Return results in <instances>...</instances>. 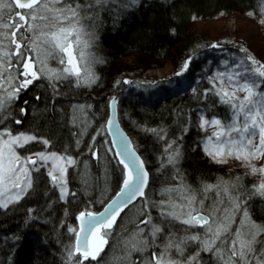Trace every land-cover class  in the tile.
I'll return each instance as SVG.
<instances>
[{
  "label": "trees",
  "instance_id": "trees-1",
  "mask_svg": "<svg viewBox=\"0 0 264 264\" xmlns=\"http://www.w3.org/2000/svg\"><path fill=\"white\" fill-rule=\"evenodd\" d=\"M259 1L138 0L128 8L109 4L110 10L99 9L90 13L98 80L90 86H78L77 82L68 79L55 84V89L49 81L37 80L21 91L18 99H13L7 111L0 113L5 121L0 129L6 128L13 133L28 132L37 137V140L20 147L21 154L54 152L75 161L67 169L65 198L61 199V192L48 176L49 171L41 166L30 172L31 187L20 192L19 199L0 202V264H77L76 258L69 260L67 256L75 241L77 212L99 209L121 185L123 167L113 150L106 172L92 159L89 145L93 151L96 149L92 138L95 127L81 137L73 126L71 107L75 102L93 104L96 111H92V116L97 119V110L103 106L105 123L109 107L104 100L113 95L117 97L118 117L146 161L150 183L151 175H154L152 168L159 159L165 163L162 165L164 175L170 176L174 171L173 176L178 175L191 187H201L218 179L234 181L235 189L240 191L252 187L253 180L248 171L237 167L230 169L206 154L203 143L207 132L197 125L196 120L201 112L222 119H228L232 114L230 106L222 103L216 94L222 90L210 78V65L220 66L231 51L260 61L248 48L231 40L215 44L195 25L197 21L251 12L262 18L264 14L259 13ZM166 64L172 66L170 74L158 77L157 73H150ZM185 81L188 83L184 84ZM190 83L194 84L193 88L189 87ZM149 84L153 88L145 94L128 89ZM16 120L21 123L16 124ZM42 140L48 143L38 142ZM106 140L111 148L107 133ZM169 145L181 154L176 168L169 167L164 158ZM86 161L91 164L93 172L89 166L87 169ZM106 181L111 184L107 189ZM262 203L255 201L252 205L264 222ZM151 211L154 218L160 219L155 211ZM183 228L176 223L173 230H180L177 234L181 235ZM157 242L161 246L165 243L159 237ZM161 246L155 243L151 251H159Z\"/></svg>",
  "mask_w": 264,
  "mask_h": 264
},
{
  "label": "snow or ice",
  "instance_id": "snow-or-ice-1",
  "mask_svg": "<svg viewBox=\"0 0 264 264\" xmlns=\"http://www.w3.org/2000/svg\"><path fill=\"white\" fill-rule=\"evenodd\" d=\"M137 2L138 0H127V3L118 6L128 8ZM110 3L115 4L116 0H85L84 3H80L79 0H11L10 3L0 4V48L15 49V51H6L3 56H0V63L7 65V69L0 72V77H4L8 83L15 80V84L18 85L10 89L5 97L0 98V113L7 111L11 101L18 99L22 90L27 89L29 85L33 84V81L41 79L42 76L49 80L53 89H55V81L68 80L71 77L76 78L78 86L94 82L91 77H81L73 45L80 49V59H86L84 50L80 48L81 45L85 49L89 46L88 41L82 39L83 36L88 35L85 32L83 20L92 19L88 15L89 12L94 13L99 9L110 10L108 8ZM4 40L8 41L7 45L2 43ZM30 51H35L37 57L40 58L39 62L42 67L39 72L35 70L36 60L33 56L27 55ZM241 51L244 50L241 49ZM12 57H15V69H13ZM49 59L56 61L62 67L54 72L43 67ZM247 59L250 61V66L245 67L244 62L241 61L235 65L231 73L218 74L222 84L224 76L227 75L228 86L233 89L231 93L227 88L216 93L222 103L230 106L231 122L226 126H221L219 120L209 121L201 117L200 127L203 129L205 125L218 126V130L213 133L216 137V150L206 152L217 163H224L226 157L234 156L250 169L249 175L261 174L264 176V165L257 168L252 163L254 160H264V91L256 90L260 88L257 77L264 78V70H261L264 69V64H259L251 56ZM225 64L227 65V62ZM184 68L187 69V64ZM241 68L242 71H236ZM13 70L17 72V76L14 78L8 75ZM180 74L182 73H178V75ZM237 92L246 93L243 100L237 97ZM115 103L116 101L113 99L112 105L114 106ZM15 123L20 124L21 121L16 120ZM112 124L113 121L109 120V128ZM4 125V118L0 115V126ZM4 135H7L9 139L4 140V148L0 149V184L10 183L14 189H19V192H24L26 187H31L28 165L35 167L39 162L47 164L49 160L54 162L64 160L68 165L75 163L71 157L44 152L37 153L36 160L31 157L22 159L16 154L13 145L23 147L27 142L37 140V137L24 136L23 134L12 136L11 132L0 133V137ZM38 142L48 143L47 140ZM107 150L110 152L112 148ZM5 151L7 155L4 154ZM89 151L95 155L91 145H89ZM127 151L128 145H125L124 150L117 153L122 157L119 162L128 169V175L123 180V187L118 194L119 201H113L99 217L91 212L80 213L79 219L82 225L87 224V228L82 226L80 229V232L84 233L83 239H81L80 233H76L74 250L67 251L69 260L76 258L78 264H83L86 260H97L104 251L103 245L107 244V240L101 236L99 244L90 246L88 233L93 229L97 231L111 229L122 208L137 196H144L143 189L147 184L148 174L143 170L142 162L138 165L135 160L126 162L123 156ZM178 156V151L171 152L168 156V163L174 164ZM52 168L53 171H49L48 176L55 184L60 181L65 169L56 163H53ZM56 171L59 172V175L54 174ZM220 187L221 185H202L200 191L207 196V193L215 190L216 196L219 198ZM60 190L61 199H63L67 192L62 183ZM223 191L225 195H228L227 185H224ZM255 191L264 195V182L256 186ZM163 192L179 193L182 203L176 204L171 199L167 201L162 199L158 204L153 205V207L161 209L159 217L163 227L154 223L150 214L140 220V224L148 228V235L153 244L158 237L165 241L163 249L158 253L153 251L146 264H201V252L211 253L217 264H264V239L260 238L264 233V227L251 222L245 210V219H242L239 225L233 229L232 225L235 223L233 213L239 209L240 205L238 201H233L230 195H228L230 206L217 215L220 209L214 206L205 208L203 200H197L196 190L183 184L182 181L179 187L164 189ZM19 198V193H17L16 199ZM218 202L223 204L224 200L218 199ZM3 206L6 207L7 204ZM106 217L110 218L106 219ZM176 223L184 226L182 229L184 235L177 234L180 230H173ZM197 227L203 229V235L199 233L187 234ZM165 229H167L166 232ZM70 231L75 232V229H70ZM144 231L145 228L138 226L139 233ZM146 242V240L143 241V243ZM190 244L197 245L198 250L193 255L185 256V251ZM133 247L135 248V244ZM173 252L182 257L183 261L173 259L171 255Z\"/></svg>",
  "mask_w": 264,
  "mask_h": 264
},
{
  "label": "rangeland",
  "instance_id": "rangeland-1",
  "mask_svg": "<svg viewBox=\"0 0 264 264\" xmlns=\"http://www.w3.org/2000/svg\"><path fill=\"white\" fill-rule=\"evenodd\" d=\"M10 2L11 0H0V4L10 3ZM119 4H123V0H121V2H118V0H116L115 4L110 3L111 7H115V6L117 7V5ZM258 4H259L258 9L260 10L259 13L264 14V11H262V9H264V0H260ZM90 13L91 12L88 13L89 16H90ZM12 15H14V13H12ZM261 19L264 20V17L258 18L256 13L251 12L250 14H246V15L219 16L218 18H215V19L197 21L195 26L199 29L204 30L209 35V37H211V39L215 42V44L221 42V40L228 39L229 41L231 40L235 42V44H238L240 47L242 46L243 48L244 47L248 48L251 52H253L254 56L258 58V61H260L259 64H264V30H263L264 26L263 24L261 25ZM83 26H84L85 32L88 35L83 36L82 39L88 41L89 46L85 49L84 46L81 45L80 48L84 50L86 59L84 60L80 59V56H79L80 49H77L76 46L73 45L75 60L79 64L81 77L82 78L91 77L92 79H94V82H96L99 76L97 75V72H96V58L92 51V47L94 43L93 42L94 41V31L91 30L89 26V19L83 20ZM2 43L4 45H7L8 41L4 40L2 41ZM6 51H15V49H9L7 47L0 48V56H3L4 52ZM27 55L33 56V58L36 60L35 70L39 72L42 65L39 62L40 58L37 57V53L35 51H30L27 53ZM11 59L13 63V69H15V62H16L15 57H12ZM241 61L244 62L245 67L250 66V61H248L247 57H245L241 53L231 51L228 53L227 60L225 61L227 62V65L225 64V62L221 64L220 66L216 64L210 65L209 67L210 78L211 80H213V82L215 83V86L218 87L219 90L227 88V90L230 93L233 91V89L228 86L227 75L224 76V82L222 84L221 80L218 77V74L219 73H226V74L231 73L233 69L235 68V65L240 63ZM43 67H46L47 69L54 72L62 66L58 65L56 61L49 59ZM171 68H172L171 64H166L164 68H158L155 71H152V72L150 71V73H153V74L157 73L158 77H164L172 72ZM6 69H7V65L4 63H0V72H4ZM242 70H243L242 68L236 69V71H242ZM261 70H264V69H261ZM8 75L14 78L17 76V72L13 70ZM41 79H45V78L42 76ZM69 79H72L73 81L76 82L75 77H71ZM61 81H66V80H61ZM58 82L59 81H55V84H57ZM94 82L89 83V84H84V85L90 86ZM257 82L260 84V88L256 90L264 91V78L257 77ZM33 83H35V81H33ZM187 83L188 82L185 81L184 84H187ZM189 85H190L189 86L190 88H193L194 84L190 83ZM17 86L18 85L15 84V80H12L10 83H8L5 81L4 77H0V98L5 97L7 95V92L10 89L17 87ZM151 88H153V86L149 84V86L147 85L134 86V87L130 86L128 89L132 90L133 92L136 91V92H139L140 94L141 93L145 94ZM245 95L246 93L237 92V97L240 100H243ZM111 98H109L108 100L106 99L104 101H107V103L109 104ZM12 101L10 105L8 106V109L12 106ZM93 106H94L93 104L88 105L83 102L73 103L71 107L72 108L71 119H72L73 126L76 128V130H78L79 136L81 137L86 135L92 126L95 127V130L92 134V138H95L94 140H95V145H96L97 150L96 149L94 150L95 155L92 154V159L94 158L96 162H98L99 165L101 166L102 171L106 172L109 169L110 152L107 150L109 146H108V141L106 140V133H105L106 129L103 127V124H105L104 123L105 108L103 106H99V109H98L99 111L97 110V114H98V119H97L94 116H92V111L93 110L96 111V108ZM201 117H203L204 120H209V121L213 119L219 120L221 122V126L228 125L232 120V114L230 118L222 119L221 117L215 114L208 115V114H205L204 112H201V113H198L197 120H196V123L199 127H200ZM203 130L207 132L206 134L207 136L205 137L204 143H203L204 151L205 152L215 151L216 150V137L213 135V133L218 130V126L205 125ZM6 132H11L12 136H18L21 134H23L24 136H33L32 134H29L28 132L27 133H23V132L13 133L11 130L6 129V128L0 129V133H6ZM209 137H211V139H209ZM97 138H99L98 139L99 141L97 140ZM7 139H9L7 135L0 137V149L4 148L3 142L4 140H7ZM21 143H23V141H21ZM27 143L24 144V146L27 145ZM13 148L16 154L19 155L22 159L31 157V159L36 160L37 159L36 154L43 152V151H39L36 153L21 154L19 151L20 149L19 146L13 145ZM173 151H178L179 156L176 159L174 164H169L168 156ZM44 153L50 154L54 152H50V153L44 152ZM4 154L7 155V152L5 151ZM58 155L64 156L63 154H58ZM180 156L181 154L179 150H176L174 147H171L169 148L168 152L165 153L164 158L166 159V163L169 164V167L171 166L172 168L173 167L176 168V164L179 162ZM208 156L211 157L210 155ZM212 160L214 159L212 158ZM53 163H56L60 167H63L65 169L63 176L60 178V181L55 183V186H57L58 190L61 192L60 190L61 183L63 184L64 188L67 189V185L65 184H66V179H67V169L69 165L66 164V161L64 160H59L55 162L49 160L47 164H44L43 162H39L35 167L28 165L27 170L29 172V180L31 181L30 172L33 169L44 166L47 168L48 171H53V168H52ZM252 163L257 168H259L262 165H264V160H261V161L254 160L252 161ZM164 164L165 163L162 161L159 162V159L156 160V166H153L152 168V170H154L153 172L154 175H151L152 182L147 188L145 192L146 193L145 196L142 199H140L138 202L134 203V205L130 206L128 210L123 214L116 228L113 229L111 232L107 233L106 236L110 238L111 242H109L108 248L104 252V254L100 258H98V261H90L87 264H146V262L151 258L150 251L153 250L151 246L155 244L152 243L151 237L148 235V231H149L148 228L145 227V225L140 224V220H142L145 215L150 214L151 217L153 218V222L158 224L160 219L157 220L156 218H154V216L151 214L152 212L151 210L155 211L154 214L155 215L157 214V216L159 217V213L161 209L159 207H153L154 204H158L162 199L166 201L171 199L176 204L182 203L179 193L177 192L165 193L163 192V190L179 187L181 184V181L183 182V184L190 186L184 180H181V178L178 177V175L173 176L175 174L174 171H171V174H169L170 176L164 175L163 170H162V165ZM220 164H223V165L226 164V166L229 167L230 169L237 167L240 170H243L244 172L250 171L248 167L244 166V164L240 160H237L234 156L226 157L225 162L220 163ZM85 165L87 169L89 166L90 167L89 170L93 172V170H91L92 166L89 162L86 161ZM154 165H155V162H154ZM172 168L170 170H172ZM54 174L59 175V172L56 171L54 172ZM249 177H251V179L253 180V182L251 183L252 187L248 188L247 190H243V191L237 190V188L235 189L234 181L232 180L230 181L228 179H225V180L218 179L214 183L206 184V185H221L219 189L221 195L219 198L216 196L215 190L207 193V196H205V194L200 191L202 186L197 187V188L191 187V186L190 187L196 190L197 200H203L205 208L214 206L220 209V211L217 212V215H220L223 209L230 206L228 195L232 197L233 201H238L239 205L242 206L243 205L242 200H244L242 199L243 198L242 195L244 194V191L255 189L256 186L264 182V176H262L261 174L249 175ZM110 185H111L110 183L109 184L107 183L105 188L107 189L108 187H110ZM224 185L228 186V195L224 194V191H223ZM27 188L29 187H26V189ZM17 193L20 194L19 189H14L10 183L0 184V202L7 203L9 200L15 199ZM258 195H259L258 196L259 201H261V203L263 202L262 204L264 206V195H261L259 192H258ZM218 199H223L224 203L220 204L218 202ZM196 206L199 207V205H196ZM177 211H179V209H177ZM238 211L237 210L234 211L233 213L234 217L237 215ZM242 219H245L244 212L240 220H238V223L235 224V228L239 225ZM138 226L139 228H145V231L143 233H139ZM260 226L264 227V222L262 220H261ZM232 227L233 229H235L234 224L232 225ZM197 233L203 235V229L201 230L192 229L187 234L191 235V234H197ZM184 234H185L184 232L181 233V235H184ZM260 238L264 239V233H262ZM145 240L147 242L143 243V241ZM155 243L157 246L158 244L159 246H161V243H158L157 240ZM133 244H135V248L133 247ZM190 245L191 247H188L185 251V256L193 255L195 254V251L198 250L197 245L195 244H190ZM161 250H162V246L159 251ZM155 251L157 253L159 252L157 249H155ZM171 255L173 259H176V256H178L175 252H173ZM180 259L181 261H183L182 257H180ZM200 260H201V264H217V261L215 260V258L212 256L211 253L201 252Z\"/></svg>",
  "mask_w": 264,
  "mask_h": 264
},
{
  "label": "water",
  "instance_id": "water-1",
  "mask_svg": "<svg viewBox=\"0 0 264 264\" xmlns=\"http://www.w3.org/2000/svg\"><path fill=\"white\" fill-rule=\"evenodd\" d=\"M115 99L116 101V97H113L110 100L109 103V113L107 116V120L105 123V129L107 130V134L109 136V140L111 142V148L114 151V156L116 157L117 161H120V159L122 158L121 156L117 155L118 152H122L124 150V146L128 145V151L124 152V156L123 158L126 160V162L131 161V160H135L137 165L142 162L143 163V170L147 172L148 176H147V184L144 187L143 191H144V196H145V192L149 186L150 183V171H148L147 169V165H146V161L143 159V156L141 154V152L139 151V149H137L135 147L134 141L133 139H131L128 131L126 130V128H124L121 124L120 121V117H118V106L117 103H115V105H112V100ZM112 120L113 124L111 125V127L109 128L108 126V121ZM120 163V162H119ZM121 164V163H120ZM123 167V172H124V177L122 179V184L121 186L117 189V191L114 193V195L106 201V203L104 204V206L98 210H90V209H83L80 210L79 212H77L76 217H77V231L76 233H80L81 239H83L84 233L80 232L81 227L83 226L84 228H87V224L84 223L82 225L81 220L79 219V215L81 212H91L93 213L95 216L99 217L101 213L105 212V209L109 207V205H111L113 203V201H119L120 197H119V193L121 191V188L123 187V180L127 177L128 175V169L124 167L123 164H121ZM143 196V197H144ZM140 196H137L132 202H130L129 204H127L125 207L122 208V210L120 211L119 216L116 218V221L114 224H116L118 222V219L122 216V214L128 209L129 206H131L132 204L138 202L141 198ZM110 217H106V219H109ZM113 224V225H114ZM104 230L105 229H100L99 231H97L96 229H93L92 232L88 233V241L90 246H95L96 244L100 243V237L103 236V239L107 240V244L103 245L104 251H106V248L108 246V242H109V238H107L104 235ZM76 243V235H75V242L74 245ZM74 250V247H73ZM103 251V252H104ZM102 252V253H103ZM101 253V254H102ZM100 254V256H101ZM77 256H79V254H77ZM82 258V257H81ZM99 258V257H98ZM97 258V260H98Z\"/></svg>",
  "mask_w": 264,
  "mask_h": 264
},
{
  "label": "flooded vegetation",
  "instance_id": "flooded-vegetation-1",
  "mask_svg": "<svg viewBox=\"0 0 264 264\" xmlns=\"http://www.w3.org/2000/svg\"><path fill=\"white\" fill-rule=\"evenodd\" d=\"M258 192L255 191V189H250L248 191H244V194L242 195V200L243 201V205L239 207V209H237L238 213L237 215L235 216V223H234V228H235V224L238 223V220H240V218L242 217L243 215V212L246 210L247 213H248V218H250L251 222H253L254 224L256 225H259L260 226V223H261V219L259 218V215H257L255 213V210L253 209V205L252 203H254L255 201H258L259 202V199H258ZM127 211V210H126ZM125 211V212H126ZM123 216V214H122ZM121 218V217H120ZM115 226H113L112 228L114 229ZM111 228V229H112ZM175 229H178L175 227ZM196 230H201L200 228H194ZM166 230V229H165ZM107 231L105 230V233ZM262 235V234H261ZM164 245V244H163ZM162 245V246H163ZM189 247H191V245H189ZM163 249V247H162ZM153 251H150V253L152 254ZM176 259H180V257L176 256Z\"/></svg>",
  "mask_w": 264,
  "mask_h": 264
}]
</instances>
